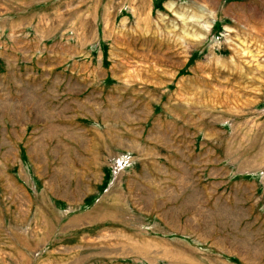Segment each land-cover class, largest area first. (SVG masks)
<instances>
[{
	"label": "rangeland",
	"instance_id": "rangeland-1",
	"mask_svg": "<svg viewBox=\"0 0 264 264\" xmlns=\"http://www.w3.org/2000/svg\"><path fill=\"white\" fill-rule=\"evenodd\" d=\"M0 264H264V0H0Z\"/></svg>",
	"mask_w": 264,
	"mask_h": 264
}]
</instances>
